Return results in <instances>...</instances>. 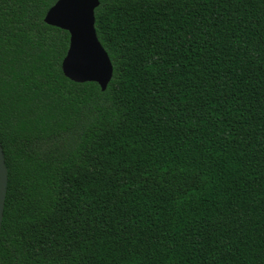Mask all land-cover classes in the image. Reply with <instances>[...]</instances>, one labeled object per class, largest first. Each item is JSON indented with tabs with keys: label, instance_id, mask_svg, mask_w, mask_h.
Instances as JSON below:
<instances>
[{
	"label": "trees",
	"instance_id": "1",
	"mask_svg": "<svg viewBox=\"0 0 264 264\" xmlns=\"http://www.w3.org/2000/svg\"><path fill=\"white\" fill-rule=\"evenodd\" d=\"M56 1L0 0V264H264V0H100L106 90Z\"/></svg>",
	"mask_w": 264,
	"mask_h": 264
},
{
	"label": "water",
	"instance_id": "2",
	"mask_svg": "<svg viewBox=\"0 0 264 264\" xmlns=\"http://www.w3.org/2000/svg\"><path fill=\"white\" fill-rule=\"evenodd\" d=\"M100 0H57L47 11L45 21L70 33V44L62 63L67 77L76 82L94 81L106 90L114 66L96 30V8ZM8 170L0 142V231L3 221Z\"/></svg>",
	"mask_w": 264,
	"mask_h": 264
}]
</instances>
